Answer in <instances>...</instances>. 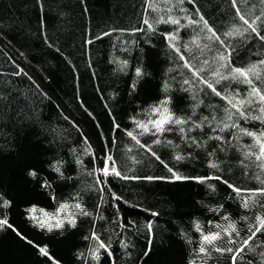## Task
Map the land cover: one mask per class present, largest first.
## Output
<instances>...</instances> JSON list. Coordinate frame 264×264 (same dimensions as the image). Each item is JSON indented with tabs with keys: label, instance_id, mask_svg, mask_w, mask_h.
<instances>
[{
	"label": "trees",
	"instance_id": "obj_1",
	"mask_svg": "<svg viewBox=\"0 0 264 264\" xmlns=\"http://www.w3.org/2000/svg\"><path fill=\"white\" fill-rule=\"evenodd\" d=\"M253 5L259 15L264 8L259 0L239 4L249 18ZM197 12L230 46L233 67L264 60V41L250 30L224 37L233 26L246 28L231 0H0V219L12 226L0 228V264H232L229 254L198 255L195 223L207 231L209 221L225 224L222 216L227 214L239 221L243 234L264 209L241 208V200L223 181L257 189L264 185L256 176L264 179V173L255 163H241L242 150L237 149L251 145L250 137L239 136L237 129L212 131L224 115L225 101L184 67L186 62L194 70L204 67L201 75L210 81L216 69L228 71L216 59L224 47L206 38L211 34L201 30L202 24L188 26L186 17L198 20ZM146 19L155 31L144 24ZM157 19H179L180 24ZM260 30L264 35V25ZM174 32L179 52L165 38ZM197 34L200 45L209 47L201 51L189 44L190 51L185 50ZM137 68L141 76H136ZM225 85L247 94L248 85L237 81L215 87L220 91ZM165 96L172 98L170 106L178 116L191 118L183 125L191 131L182 134L174 128L160 137L161 144H152L156 137L150 135L138 137L141 144L151 145L153 156L126 131L135 128L133 118L147 119L149 106ZM239 123L253 131L264 129L256 120ZM215 135L226 142L209 139ZM177 155L183 158L177 160ZM109 156L119 176L103 175L106 164L113 167ZM169 168L184 177L221 179L176 181ZM33 170L35 177L29 175ZM159 177L166 179H155ZM257 199L264 203V197ZM64 203H80L88 215L69 208L59 214L63 227L51 231L29 218L43 220L40 209L56 213ZM32 207L37 212L30 214L26 210ZM69 213L75 227L65 219ZM241 216L251 219L245 222ZM93 235L108 245L107 251ZM258 239L264 240V232ZM261 250L246 249L238 264H260Z\"/></svg>",
	"mask_w": 264,
	"mask_h": 264
},
{
	"label": "snow or ice",
	"instance_id": "obj_2",
	"mask_svg": "<svg viewBox=\"0 0 264 264\" xmlns=\"http://www.w3.org/2000/svg\"><path fill=\"white\" fill-rule=\"evenodd\" d=\"M179 4H183L184 0H177ZM188 3H193L194 0H187ZM249 0H231L232 7L236 11V16L242 22L246 28L241 31L240 27L233 26V28L224 33L225 38H235L237 35L243 36L248 33L249 30L252 34H254L261 41H264V35L261 34L260 27L264 25V8H261L260 14L255 15L254 9L255 6H251L250 12L252 13L251 18L249 15L242 12L239 6L240 3L247 4ZM260 5H264V0H259ZM181 11H187V9H181ZM197 15L199 13L197 12ZM188 20V26L192 25H203V29H206L210 36L206 38L209 41L219 42L225 49L224 52H220L218 57L219 61L223 62L221 64L222 68L227 69V74L222 73L219 69L213 71L212 80L206 79L201 74L206 70L204 67H200L194 70V66L186 62L184 67H188L190 71L193 72V76L199 80L201 83L206 85L208 89L212 91L216 96L220 97L225 101V107H223L224 115L219 119L216 123V126L212 128L213 132L219 131L224 132L229 129H237L239 136H247L252 140L251 145H241L238 148V151L242 150L243 160L241 163L243 164L244 160H248L251 163H255L257 167H259L261 173H264V129L253 131L246 127H241L239 121L243 119L246 122H250L253 120L259 121L261 124H264V87L258 86L257 81L260 82L261 85H264V60H260L258 63H251L245 67H233V62L231 60V51H229L230 46L226 44L225 40L221 38L220 35L213 29L212 26L209 25V22L205 19L203 15H199V19H192L191 17H186ZM156 23H171L174 25H179V19H157ZM144 24L148 25V28L152 31H155L153 24L149 22V20H145ZM143 29H137V31H142ZM107 35V34H106ZM169 42L170 46L174 51L179 52L180 49L176 46V42L179 40L178 32H174L165 37ZM189 44L195 45L197 48H200L203 51V48L209 47V45L201 46L199 43V34L197 37L192 38L187 44L184 45L185 50H189ZM227 52V55L225 54ZM181 59H184L181 56ZM203 64H208V61L205 60L202 62ZM142 71L140 68L136 69V76H141ZM237 81L239 83H243L248 85L247 94L241 96L238 91L232 90L229 91L230 85H225V87L218 91L215 87V84H219L221 81ZM185 84H191L192 82L189 80L184 81ZM133 87L135 85L133 84ZM168 85H164V89L167 90ZM185 91H189V89H184ZM203 89H201L202 91ZM195 99V96H193ZM172 103V98L170 96H165L163 99L159 100L157 103L150 105L148 110V118L147 119H136L133 118L132 122L135 125V128L132 130H127L126 135L134 140L140 147L145 148L147 151L151 152L153 156H156L155 152H152L151 145L144 143L141 144L140 139L138 137L144 135H150L156 137L152 141V144H161L162 140L160 137H163L166 133L171 132L174 128H178V131L182 134L186 133V131H191V128L185 129L183 125L189 124L190 117L185 118L182 116H178L176 112L170 106ZM199 103H203V101H199ZM253 105H258V107H253ZM198 106V105H197ZM215 108L216 106H212ZM257 113L253 115L252 113ZM207 120V117L203 118ZM216 117L213 116V120ZM195 127L201 128L202 125L200 123H195ZM211 127V125H209ZM116 128H119L120 125L116 124ZM209 139H215L220 141L221 143H225V138L221 135L210 136ZM232 139H237V135H233ZM195 139H193V143H195ZM230 142V141H228ZM168 144H171L172 141H167ZM159 157H157L158 159ZM183 157L180 155L176 156L177 160H181ZM108 161H111L113 167H110L106 164V166L101 170L103 175L107 176L109 174L120 175L115 167V161H112V158L109 156ZM209 167L218 168V164L210 163ZM248 167V165H245ZM56 171L59 172V168H56ZM169 172L172 173L171 179L179 181V180H188L195 179L198 183H205L207 180H220L219 176H207V177H184L179 175L177 172L173 171V169L169 168ZM29 175L35 177L37 175L36 171H30ZM148 179H154L149 177ZM155 179H166L165 177H159ZM256 179L260 181L261 185H264V179H261L260 175L256 176ZM227 186L236 193L237 198L241 200V208L250 210L254 206H259L261 209H264V203H261L257 197H264V186L257 189H242L235 187L234 185L228 183L227 181H223ZM43 186H48L46 183ZM9 202L4 201V205L7 206ZM69 208L80 209V211L84 215H88V213L81 207L80 203H76L74 205H69L67 203L60 204L56 213H47L43 212V209L40 211L43 213V216L48 218V222L46 223L43 220H40L39 217L34 215H30V219L37 220L40 227H47L49 231L55 228H62L65 220L59 218V214L65 213ZM28 211L30 214L36 213L37 209L35 207L29 208ZM215 211V210H214ZM152 215H158L157 213H152ZM65 219L67 222L75 227V218L71 213H69ZM242 221L247 222L249 217L241 216L239 218ZM55 220V224H52L50 221ZM222 220H224L225 224L214 223L209 221V230L205 231L203 226L196 222L195 230L199 233V248L198 255H202L206 258H211V254L213 252L220 253L221 255L229 254L231 257L232 264H238V259L243 261L242 253H245L247 249L248 252H256L258 248L264 249V240L258 239V234L264 232V214H257L254 217V223H249L246 231L243 232L238 227L239 221L233 220L230 215L222 216ZM3 227H12L8 224L6 219H0V228ZM149 231H151V224L148 225ZM20 235L19 233H17ZM91 239H94L98 242L99 248L108 250V245L104 242L100 241L99 236L93 235ZM253 241H257L256 244H253ZM191 242V241H189ZM149 250L151 246V239H149ZM228 245H236L235 248L230 247ZM40 252L43 255H48L46 249L41 248ZM259 256L262 258L260 264H264V250L259 252ZM94 259L99 258L98 252L94 254ZM190 264H195V261L190 262ZM247 264H253L251 260L247 261Z\"/></svg>",
	"mask_w": 264,
	"mask_h": 264
},
{
	"label": "rangeland",
	"instance_id": "obj_3",
	"mask_svg": "<svg viewBox=\"0 0 264 264\" xmlns=\"http://www.w3.org/2000/svg\"><path fill=\"white\" fill-rule=\"evenodd\" d=\"M40 216H43V213H41ZM44 219H45V220H48V218H46V217L43 216V220H44ZM52 221H53V220H51L50 222H52ZM54 221H55V220H54Z\"/></svg>",
	"mask_w": 264,
	"mask_h": 264
}]
</instances>
